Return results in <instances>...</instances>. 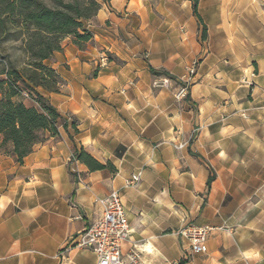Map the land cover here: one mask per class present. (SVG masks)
<instances>
[{"label":"crops","instance_id":"crops-1","mask_svg":"<svg viewBox=\"0 0 264 264\" xmlns=\"http://www.w3.org/2000/svg\"><path fill=\"white\" fill-rule=\"evenodd\" d=\"M167 1L103 3L85 21L92 41L80 49L66 37L45 61L64 80L58 93L36 89L60 112V134L47 133L23 163L0 151V264H96L93 251L70 242L113 190L131 227L123 253L139 250L144 264H264V0H211V9L240 13L235 27L221 24V34L233 36L231 50L205 60L206 75L223 85L206 90L210 119L188 148L175 147L180 118L165 115L164 93L151 84L156 66L138 41ZM103 54L108 62L100 66ZM22 100L39 107L28 93ZM74 145L117 173L89 171L73 159ZM136 172L141 181L128 184ZM186 222L212 228L206 254L177 234Z\"/></svg>","mask_w":264,"mask_h":264},{"label":"trees","instance_id":"trees-1","mask_svg":"<svg viewBox=\"0 0 264 264\" xmlns=\"http://www.w3.org/2000/svg\"><path fill=\"white\" fill-rule=\"evenodd\" d=\"M110 1L0 0V37L21 39L26 55L21 66L10 57L0 61V151L15 155L17 161L23 163L34 147L44 142L47 133L52 136L60 134V112L36 89L58 93L64 80L45 61L63 50L62 43L66 37H71L78 48L84 49L93 38L85 27V21L94 18L102 4ZM192 1L193 12L203 27L205 40L208 32L198 11L199 0ZM150 70L155 74L152 66ZM93 75H97V70ZM24 93L34 97L39 107L27 106L22 100ZM186 97L190 99L189 94ZM64 127L68 128L67 122ZM72 127L75 134L79 133L76 120L72 121ZM73 159L85 164L91 172L107 168L117 172L112 162H100L83 146L78 148L74 145ZM212 180L213 176H210L208 186Z\"/></svg>","mask_w":264,"mask_h":264},{"label":"rangeland","instance_id":"rangeland-1","mask_svg":"<svg viewBox=\"0 0 264 264\" xmlns=\"http://www.w3.org/2000/svg\"><path fill=\"white\" fill-rule=\"evenodd\" d=\"M211 2L199 0L198 3V11L207 26L208 36L205 40L202 37L203 27L193 12L192 0L167 1L156 11L157 18L151 22L144 40L138 38V41L146 44L140 51L142 58L156 66L157 72L151 73V84L154 91L164 93L162 109L165 115L180 118L181 127L177 136L181 138L179 144L175 145L177 148H188L204 129L205 120L210 119L212 109L206 104L205 92L211 84L214 90L221 89L223 84L219 76L211 78L206 75L205 60L211 51L231 50L233 36L229 35L227 40L221 34V24L224 22L226 26L235 27L236 15L240 13L228 8L211 9L216 6ZM22 45L21 39L16 40L14 36L6 40L0 37V61L10 57L21 66L26 61ZM188 94L191 99L186 97ZM219 114L218 111L213 112V116L220 117ZM168 141H172V138ZM185 169V166L181 167L182 171ZM105 170L111 174L117 173L109 168ZM179 205L186 208L183 204ZM175 208L180 207L174 205L171 210L173 214Z\"/></svg>","mask_w":264,"mask_h":264},{"label":"built area","instance_id":"built-area-1","mask_svg":"<svg viewBox=\"0 0 264 264\" xmlns=\"http://www.w3.org/2000/svg\"><path fill=\"white\" fill-rule=\"evenodd\" d=\"M107 62L108 56L103 54L99 60L100 66L106 65ZM140 181L141 173L136 172L132 174L128 184L136 185ZM98 203L101 209L99 216L72 236L70 245L93 251L97 257L96 264H144L139 250L132 249L127 254L123 253V244L131 233V227L120 192L113 190ZM211 229L208 225L186 222L178 230V235L189 243L192 252L206 254ZM243 264L252 263L245 260Z\"/></svg>","mask_w":264,"mask_h":264}]
</instances>
